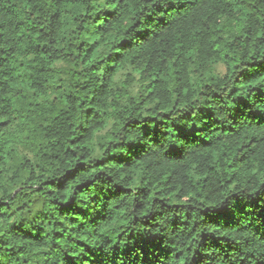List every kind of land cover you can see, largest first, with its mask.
Listing matches in <instances>:
<instances>
[{
    "label": "trees",
    "instance_id": "16d2710c",
    "mask_svg": "<svg viewBox=\"0 0 264 264\" xmlns=\"http://www.w3.org/2000/svg\"><path fill=\"white\" fill-rule=\"evenodd\" d=\"M0 264H264V0H0Z\"/></svg>",
    "mask_w": 264,
    "mask_h": 264
}]
</instances>
